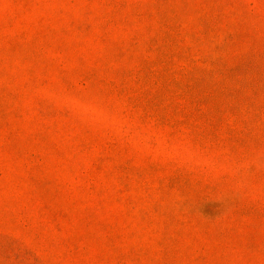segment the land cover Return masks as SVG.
Masks as SVG:
<instances>
[{
    "label": "rangeland",
    "instance_id": "rangeland-1",
    "mask_svg": "<svg viewBox=\"0 0 264 264\" xmlns=\"http://www.w3.org/2000/svg\"><path fill=\"white\" fill-rule=\"evenodd\" d=\"M0 264H264V0H0Z\"/></svg>",
    "mask_w": 264,
    "mask_h": 264
}]
</instances>
